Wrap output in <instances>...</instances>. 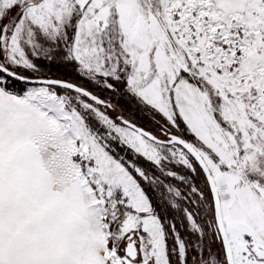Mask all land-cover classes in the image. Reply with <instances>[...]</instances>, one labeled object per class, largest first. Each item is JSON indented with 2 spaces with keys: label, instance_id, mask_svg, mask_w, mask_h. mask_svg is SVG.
<instances>
[{
  "label": "snow or ice",
  "instance_id": "6c2138e0",
  "mask_svg": "<svg viewBox=\"0 0 264 264\" xmlns=\"http://www.w3.org/2000/svg\"><path fill=\"white\" fill-rule=\"evenodd\" d=\"M0 264H264V0H0Z\"/></svg>",
  "mask_w": 264,
  "mask_h": 264
}]
</instances>
